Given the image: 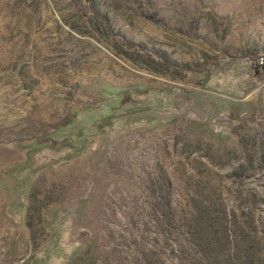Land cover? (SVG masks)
Instances as JSON below:
<instances>
[{"label": "rangeland", "instance_id": "1", "mask_svg": "<svg viewBox=\"0 0 264 264\" xmlns=\"http://www.w3.org/2000/svg\"><path fill=\"white\" fill-rule=\"evenodd\" d=\"M0 264H264V0H0Z\"/></svg>", "mask_w": 264, "mask_h": 264}, {"label": "trees", "instance_id": "2", "mask_svg": "<svg viewBox=\"0 0 264 264\" xmlns=\"http://www.w3.org/2000/svg\"><path fill=\"white\" fill-rule=\"evenodd\" d=\"M252 65L255 67V68H260L263 66V59H259V58H255L252 60ZM168 67V66H167Z\"/></svg>", "mask_w": 264, "mask_h": 264}]
</instances>
